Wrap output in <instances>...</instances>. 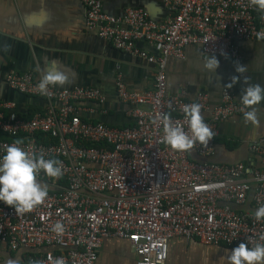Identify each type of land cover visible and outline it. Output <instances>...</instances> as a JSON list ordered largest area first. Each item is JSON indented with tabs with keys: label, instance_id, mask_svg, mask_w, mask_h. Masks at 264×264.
<instances>
[{
	"label": "built area",
	"instance_id": "1",
	"mask_svg": "<svg viewBox=\"0 0 264 264\" xmlns=\"http://www.w3.org/2000/svg\"><path fill=\"white\" fill-rule=\"evenodd\" d=\"M82 2L90 29L119 50L158 64L154 88L137 91L117 80L118 96L133 107L135 121L118 127L81 117L82 110H97L84 104L106 100L96 88L51 86L47 95H41L33 73L7 76L12 88L43 97L49 105L23 119L16 115L15 102L0 101V154L18 143L29 154L59 160L63 174L37 175L52 187L30 211L15 213L0 202V243L12 251L34 249L26 264L33 260L53 264L58 257L65 264H96L109 236L130 240L137 264H164L174 236L228 247L248 238L246 243L255 245L264 234V218L257 221L253 213L233 205L245 203L252 191L255 204H264V168L192 160L187 151L173 150L163 142L160 116L168 114L172 124L187 132L183 106L200 104L201 113H210L203 120L214 136L208 145L197 143L193 148L201 156L213 153L218 125L246 108L231 89H224L221 102L214 106L206 93L194 100L186 99L184 91L170 94L167 60L183 57L188 45H199L205 53L239 61V41L264 40L261 12L250 0H165L169 14L157 23L141 7L116 17L104 11L101 0ZM138 41L153 45L160 56L141 48ZM39 133L53 141L39 140ZM250 149L264 158V137L251 142ZM57 221L64 228L61 234L50 230Z\"/></svg>",
	"mask_w": 264,
	"mask_h": 264
},
{
	"label": "crops",
	"instance_id": "2",
	"mask_svg": "<svg viewBox=\"0 0 264 264\" xmlns=\"http://www.w3.org/2000/svg\"><path fill=\"white\" fill-rule=\"evenodd\" d=\"M106 1L111 4H108L109 10L115 13L135 5L133 2L136 0ZM148 1L158 12H161V7H166L165 0ZM167 13L166 7L161 22ZM0 26L6 29V32L0 30L1 78L13 70L30 72L39 78L42 73L37 70L38 62L41 61L46 70L48 62L56 61L68 73V82L63 86L96 88L106 96L102 103L84 104L97 108L94 113L82 110L81 117L84 120L102 121L118 127L134 124L130 112L133 107L123 102L116 92L117 80L120 79L133 90H151L154 88L158 64L119 50L110 41L100 37L95 29H90L80 0H0ZM27 26L36 29L38 39L33 38L35 34L33 37L29 35ZM50 27L55 28L54 32H49ZM138 45L154 56H160L150 43L138 41ZM238 45L241 53L239 61L223 60L215 55L219 61L216 74L203 66L206 56L213 54L203 52L199 45L186 46L183 57H169L166 64L168 92L182 95L184 91V97L189 100L206 93L209 103L214 106L221 102L222 91L231 89L237 101H240L241 80L231 88L225 87L232 76H241L235 71L238 64L245 66L242 75L248 77V83L264 86V40H241ZM13 98L16 115L23 119L43 112L49 105L45 98L25 93H18ZM254 107L257 109L258 123H246L243 112L236 113L218 125L216 144L211 155L201 156L192 148L187 151L189 157L219 163L243 162L263 169L264 158L250 149V143L264 137V100ZM102 109L107 112H102ZM201 115L203 118L210 117L209 112ZM38 180L46 183L49 189L52 187L47 181ZM253 193L249 194L245 203L234 204L233 207L240 212L254 213L259 206L255 204ZM232 248L208 245L197 238L174 236L169 239V255L164 264H228L225 250L230 251ZM33 250L23 247L12 251L0 243V264L10 258H19L22 264H26L27 256ZM136 260L137 255L130 240L109 236L103 241L96 264H137Z\"/></svg>",
	"mask_w": 264,
	"mask_h": 264
},
{
	"label": "clouds",
	"instance_id": "3",
	"mask_svg": "<svg viewBox=\"0 0 264 264\" xmlns=\"http://www.w3.org/2000/svg\"><path fill=\"white\" fill-rule=\"evenodd\" d=\"M261 12V19H264V0H250ZM142 48V47H141ZM219 65L215 55H207L204 60V68L216 74ZM47 70L37 69L42 74L36 85L41 95H47L51 86H62L68 82L67 70L56 61H50L46 65ZM241 76H232L226 88H231L238 80L242 82L240 103L247 111H243L245 122L258 123L257 109L254 107L264 100V86L248 83V77L242 74L245 66L237 65L235 68ZM184 119L187 121L188 131L180 125L170 122L168 114H161L163 142L173 150L189 151L194 144L201 146L208 145L213 138L214 132L204 122L201 115V105L190 103L183 106ZM47 177L59 178L62 176L61 162L55 158H45L44 154H29L22 149L18 143L9 144L0 154V202L11 206L15 213L30 211L34 206L39 205L48 195L49 186L37 179L40 172ZM259 221L264 218V204L255 209L253 213ZM52 232L61 234L64 231L61 222L57 221L52 225ZM244 241L238 243L230 251L226 249L228 264H264V234L258 238V242L249 246ZM4 264H22L19 258L7 259ZM30 264H42L39 260L30 261ZM53 264H65L62 257L54 260Z\"/></svg>",
	"mask_w": 264,
	"mask_h": 264
},
{
	"label": "water",
	"instance_id": "4",
	"mask_svg": "<svg viewBox=\"0 0 264 264\" xmlns=\"http://www.w3.org/2000/svg\"><path fill=\"white\" fill-rule=\"evenodd\" d=\"M102 1V3H103V9H104V11L106 12V13H108V14H110V15H113V16H116V17H119V16H123L124 14H125V10L126 9H128V8H131V7H141V8H143L144 10H146L147 12H148V15H149V17L153 20V21H155V22H157V23H160L161 21H160V18H161V16H162V12L166 9V7L164 8V7H161V12H158L157 10H154V7H153V4H152V2H149L148 0H136V1H134L133 3L135 4V5H133V6H127L126 7V9L125 10H123V11H119V12H115V13H113L111 10H109V7H108V4H109V6H111V4H110V2H108V1H106V0H101ZM80 2H81V6H82V8H83V11L85 12V6H84V4H83V2L80 0ZM106 2V3H105ZM168 9V8H167ZM169 14V10H168V13H167V15ZM160 16V17H159ZM87 20V19H86ZM23 21V20H22ZM0 30H3V31H5L6 32V29L5 28H3L2 29V27L0 26ZM48 30V29H47ZM55 30V28H53V27H50V30H49V32L50 31H54ZM27 31H28V33H29V35H31V37H33V34H35L34 35V37L33 38H36V39H38L39 37L36 35V29H31V28H29L28 26H27ZM38 65H39V67H40V69H43V70H45V68L43 67V64H42V62L40 61V62H38ZM45 66V65H44ZM38 67V68H39ZM47 70V69H46ZM45 70V71H46ZM11 72H24V71H18V70H13V71H9L3 78H1L0 77V94H4V95H1L0 96V101H13V102H15V100H14V98L13 97H15L18 93H21V92H19L18 90H16V89H14V88H12L10 85H9V83H8V81H7V76L11 73ZM39 78H40V76H39ZM55 88L56 89H60V90H63V89H71V88H74V87H69L68 85H65V86H55ZM116 92H117V89H116ZM102 93V92H101ZM5 94H7V95H5ZM103 95H104V93H102Z\"/></svg>",
	"mask_w": 264,
	"mask_h": 264
},
{
	"label": "trees",
	"instance_id": "5",
	"mask_svg": "<svg viewBox=\"0 0 264 264\" xmlns=\"http://www.w3.org/2000/svg\"><path fill=\"white\" fill-rule=\"evenodd\" d=\"M33 116H31V117H29V118H32ZM29 118H27V119H29ZM95 122V121H94ZM96 122H99V121H96ZM134 123H135V121H134ZM38 139L39 140H42V141H45V142H49V141H53V139H51V138H49L48 136H46V135H44V134H42V133H39L38 134ZM91 145H92V143H90ZM193 160V159H192ZM222 246H226V245H224V244H222ZM226 247H228V246H226Z\"/></svg>",
	"mask_w": 264,
	"mask_h": 264
},
{
	"label": "rangeland",
	"instance_id": "6",
	"mask_svg": "<svg viewBox=\"0 0 264 264\" xmlns=\"http://www.w3.org/2000/svg\"><path fill=\"white\" fill-rule=\"evenodd\" d=\"M50 32H54V31H50Z\"/></svg>",
	"mask_w": 264,
	"mask_h": 264
}]
</instances>
